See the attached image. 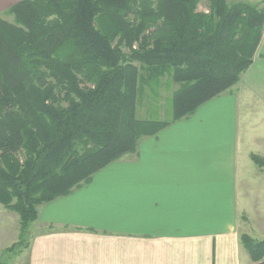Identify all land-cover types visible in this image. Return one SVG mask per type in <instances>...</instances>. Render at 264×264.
<instances>
[{
  "label": "trees",
  "instance_id": "1",
  "mask_svg": "<svg viewBox=\"0 0 264 264\" xmlns=\"http://www.w3.org/2000/svg\"><path fill=\"white\" fill-rule=\"evenodd\" d=\"M202 1L207 10H198ZM8 14L13 21L0 17V203L18 214L20 238L0 264L30 246L42 205L239 84L264 31V4L248 0H21ZM173 86L170 119L138 116ZM252 159L264 171V157ZM241 240L264 264V240Z\"/></svg>",
  "mask_w": 264,
  "mask_h": 264
},
{
  "label": "crops",
  "instance_id": "2",
  "mask_svg": "<svg viewBox=\"0 0 264 264\" xmlns=\"http://www.w3.org/2000/svg\"><path fill=\"white\" fill-rule=\"evenodd\" d=\"M20 1L0 0V17ZM236 86L42 205L27 264H256L241 236L264 240V31ZM19 238L0 204V257Z\"/></svg>",
  "mask_w": 264,
  "mask_h": 264
},
{
  "label": "rangeland",
  "instance_id": "3",
  "mask_svg": "<svg viewBox=\"0 0 264 264\" xmlns=\"http://www.w3.org/2000/svg\"><path fill=\"white\" fill-rule=\"evenodd\" d=\"M249 2H253V3H263L264 4V0H248ZM208 8L206 7V1H202L199 6H198V10L204 11L207 10ZM1 17H4L10 21H13V16H11L8 13H3L1 15ZM163 85V84H162ZM174 86L173 89L170 90V93L165 92L163 88L159 89V95H161V97H150V99H148V97H146L145 99H148L145 104L143 106H141L138 109V116L140 118H144V119H155V120H161V121H165L168 120L172 117V106H171V96L173 91H174ZM238 86H234L232 88V90H234V92H236L238 94ZM163 93V94H162ZM242 95V96H241ZM170 96V97H169ZM240 96L243 99V94L242 92L240 93ZM168 98V99H167ZM259 108H257L255 106L254 108V118L260 122V124L264 125V119L261 115V110H258ZM242 114L243 116H246V114L248 113V110L242 108ZM252 113V112H251ZM250 119H247L246 121L248 122ZM1 204V203H0ZM35 223L32 224V227L30 229V235H29V239H30V243L35 235ZM257 235H254V237H256ZM29 248V247H28ZM28 248L25 249L22 253L21 256L14 258L10 264H27V255H28Z\"/></svg>",
  "mask_w": 264,
  "mask_h": 264
}]
</instances>
